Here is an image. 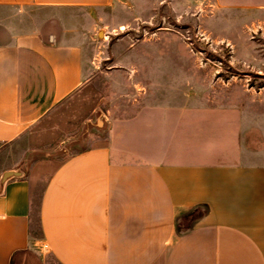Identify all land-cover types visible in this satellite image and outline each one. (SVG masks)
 Returning a JSON list of instances; mask_svg holds the SVG:
<instances>
[{"label": "crops", "instance_id": "1", "mask_svg": "<svg viewBox=\"0 0 264 264\" xmlns=\"http://www.w3.org/2000/svg\"><path fill=\"white\" fill-rule=\"evenodd\" d=\"M115 5L0 0V145L16 142L91 79L93 15ZM35 9L57 18H34ZM84 14L92 23L80 38L66 26ZM236 127L230 144L214 142L198 160L144 161L121 145L70 155L48 176L37 212L32 176L5 183L0 264L26 252L57 264H264V127L261 119Z\"/></svg>", "mask_w": 264, "mask_h": 264}, {"label": "rangeland", "instance_id": "2", "mask_svg": "<svg viewBox=\"0 0 264 264\" xmlns=\"http://www.w3.org/2000/svg\"><path fill=\"white\" fill-rule=\"evenodd\" d=\"M229 1L114 0L116 11L93 15V76L27 134L0 145V190L32 176L37 212L48 176L70 155L121 145L144 161L198 160L212 143L230 144L238 120L264 127V7ZM88 20L66 27L86 37ZM41 262L35 252L14 260L57 264L50 256Z\"/></svg>", "mask_w": 264, "mask_h": 264}]
</instances>
